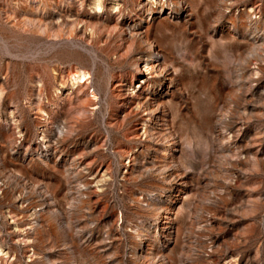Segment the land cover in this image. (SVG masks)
I'll use <instances>...</instances> for the list:
<instances>
[{
    "label": "rangeland",
    "instance_id": "1",
    "mask_svg": "<svg viewBox=\"0 0 264 264\" xmlns=\"http://www.w3.org/2000/svg\"><path fill=\"white\" fill-rule=\"evenodd\" d=\"M0 264H264V0H0Z\"/></svg>",
    "mask_w": 264,
    "mask_h": 264
},
{
    "label": "bare ground",
    "instance_id": "2",
    "mask_svg": "<svg viewBox=\"0 0 264 264\" xmlns=\"http://www.w3.org/2000/svg\"><path fill=\"white\" fill-rule=\"evenodd\" d=\"M97 6H99V4H97ZM145 43H147V45L151 47L150 50L151 54H148L146 56L147 60H149V63H147L146 68H144V71H146V73L152 76L151 77L152 79L146 82V85H149L150 81L154 83L156 82V79L154 78L155 74L162 75L164 73L163 55L160 47L149 38L147 33L145 34ZM142 47L143 44L139 41L137 43V48H142ZM143 51H145V49H143ZM165 76H167V73H165ZM86 77H87L86 73H79L72 78V81L74 84L76 83L80 84L82 81L86 79ZM164 79L166 78L164 77ZM141 104L152 117L155 113L159 111V106L151 107L149 103H145V102H142Z\"/></svg>",
    "mask_w": 264,
    "mask_h": 264
}]
</instances>
